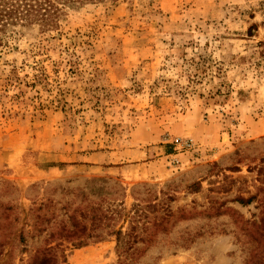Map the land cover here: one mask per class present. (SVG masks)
Wrapping results in <instances>:
<instances>
[{
    "label": "rangeland",
    "instance_id": "obj_1",
    "mask_svg": "<svg viewBox=\"0 0 264 264\" xmlns=\"http://www.w3.org/2000/svg\"><path fill=\"white\" fill-rule=\"evenodd\" d=\"M14 30L0 46V264L48 238L33 209L51 204L54 222L102 196L123 233L137 207L140 227L170 211L125 264H264V0L104 1ZM108 231L94 241L87 221L84 246L53 240L59 264H119Z\"/></svg>",
    "mask_w": 264,
    "mask_h": 264
},
{
    "label": "trees",
    "instance_id": "obj_2",
    "mask_svg": "<svg viewBox=\"0 0 264 264\" xmlns=\"http://www.w3.org/2000/svg\"><path fill=\"white\" fill-rule=\"evenodd\" d=\"M104 1L116 2L118 0H0V46L3 44V37L9 31L15 33L14 29L16 28L22 29L32 25L46 27L54 24L67 9ZM105 198L104 196L97 197L95 200L97 203L95 206L90 207L88 212L85 211V206L81 204L73 206L74 202L65 203L61 208L63 217L59 221L54 222L55 217L53 212L50 213L51 204H41L39 207L33 209L32 216L35 225H38V229H35L37 234L34 235L35 237L39 238L44 232V227L40 229L39 226H43L44 224L48 226L52 222L53 228L50 229L48 238L42 240L41 245L36 247L26 264H59L58 259L61 258V255H58L57 249L61 244L51 246V242L55 239H60L67 240L72 246L77 248L84 246L85 241L81 236L85 234L87 221L90 222L92 231L90 237L94 241H101L104 229L109 228L110 231H108L107 235L114 236L116 239V252L119 256V264H125L126 260H131L134 256H137V248H130V245L136 242H151L156 236V229L160 230V227H163V222H167L171 216L170 211L165 209V218L161 220V223L154 221L150 224V228L144 225L140 227L134 216L140 217L143 211L137 207L133 211L134 215L130 218L133 219L131 221L132 226L128 232L123 233L121 228L114 230L116 219L121 218L122 215L119 211L104 209L102 204ZM251 199L244 200L240 198L238 202L242 205H247ZM258 203L263 211L261 212L259 223L254 224V226L261 228L264 226V201L260 199ZM150 209L154 211L155 207L150 206ZM256 234L258 235V232ZM34 236H31V239ZM18 240L22 244L25 243L23 232L18 234Z\"/></svg>",
    "mask_w": 264,
    "mask_h": 264
},
{
    "label": "built area",
    "instance_id": "obj_3",
    "mask_svg": "<svg viewBox=\"0 0 264 264\" xmlns=\"http://www.w3.org/2000/svg\"><path fill=\"white\" fill-rule=\"evenodd\" d=\"M170 144L181 151H191L194 148L192 140L188 138L174 137L170 140Z\"/></svg>",
    "mask_w": 264,
    "mask_h": 264
}]
</instances>
